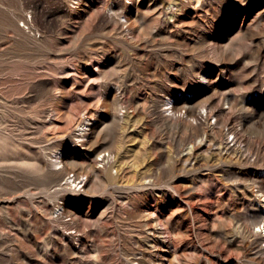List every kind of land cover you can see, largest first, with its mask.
Returning <instances> with one entry per match:
<instances>
[{"label": "rangeland", "instance_id": "1", "mask_svg": "<svg viewBox=\"0 0 264 264\" xmlns=\"http://www.w3.org/2000/svg\"><path fill=\"white\" fill-rule=\"evenodd\" d=\"M185 1L188 9L176 0H0V133L33 146L23 134L32 129L27 119L41 124L36 139L73 132L78 118L89 119L98 109L104 85L114 86L119 66L127 69L131 84L141 86L140 97L150 92L159 109L167 112L171 94L196 102L210 93L241 98L255 122L245 135L261 145L259 163L240 165L237 150L210 141L206 134L193 139L189 130H181L180 136L189 140L179 148V142L166 143L162 163L153 165L151 143L143 126L136 124L140 116L122 109L128 124L119 136L112 175L129 189L119 193L130 196L123 204L109 190H98L82 203L69 204L82 230L70 231L71 243L84 250L69 259L52 244L55 238L63 241L69 231L51 219L46 204L39 210L25 198L12 201L13 193L22 188L34 189L47 202L56 199L46 178L29 165L31 151H13L9 142L0 149L2 210L17 222L19 212L28 211L27 223L19 230L0 208V264H197L204 259L208 264H264L237 229L239 222L252 229L258 212L264 211V184L235 176L263 174L258 165L264 167V0ZM205 2L208 12L202 13L198 8ZM170 5L176 10L164 13ZM133 8L140 11L147 31L176 18L184 31L156 36L148 44L137 31L126 33L128 45L111 38L114 18L128 25ZM19 28L40 42V48L25 47ZM84 55L86 61L80 58ZM128 97L129 93L122 96L124 105ZM225 118L233 119V114ZM166 128L169 137L174 127ZM151 130L158 133L156 126ZM60 150L48 152V159ZM82 160L77 156L75 162ZM149 173L155 174L157 186H138L150 184L143 178ZM65 201L59 199L58 205ZM55 209L59 213L63 207Z\"/></svg>", "mask_w": 264, "mask_h": 264}, {"label": "bare ground", "instance_id": "2", "mask_svg": "<svg viewBox=\"0 0 264 264\" xmlns=\"http://www.w3.org/2000/svg\"><path fill=\"white\" fill-rule=\"evenodd\" d=\"M243 1L244 0H240L237 4ZM176 3L184 5L186 9L189 8V3L185 0H176L175 4ZM155 4L156 2L153 3V5ZM207 4L208 3L201 6L198 5L200 8L197 7L198 10L202 11V13H207ZM175 7L176 5H170L165 8L164 13L166 12L168 14L171 11L176 10L174 9ZM194 8L196 9V7ZM140 19V11L137 8H133L132 19H126L128 25L120 22L118 18H114L116 28L111 32L110 37L113 39H121L128 45L130 41L126 33H129V31H137L143 36L144 42L148 44L154 43L156 36H166V33H175L178 29L179 31H184L182 30L183 25L180 24L179 19L177 18L175 20L165 19L158 27L152 28L149 31L145 30L143 22ZM15 22V18L10 20V23L12 24ZM18 31L23 33L21 34V37L23 39L22 43L25 47L38 46V48H40V42H37L26 35L24 29L19 28ZM80 58L81 60L86 61L87 56H80ZM115 69L117 76L113 84L114 86L112 87V85L107 84L104 85L98 109L93 111L92 117L89 119L78 118L74 123V126L76 127L73 132L47 134L40 139H36V130L41 128V124L34 120L27 119L25 120V123L27 126H31L33 130L31 129L29 131L26 129L23 134L25 137L27 136L28 139L31 138L30 143L33 146H26L24 141L22 142L16 137V139H14L9 135L4 136L0 133V149H3V147H1L2 145L6 146L10 142L9 146L13 147V151L14 147L17 150L24 148L27 151H31L32 158L30 159V162H32L29 163V165L32 166L41 176L46 178V182L49 185L48 187L54 189L51 193V197L56 199L54 203L47 202L44 201L42 197L38 196L39 193L34 189L22 188V190H18L19 192L15 191L13 193L14 196L11 198L12 201H16V198L20 197L25 198L30 201L32 207L39 210L41 209V204H46L47 209L52 213L51 219L62 223L65 226V230L67 232L69 231L68 234L66 233L63 241L55 238L53 239L54 243H52L54 248H62L69 259L78 257L84 252L82 248H77L71 243L74 236L72 235L73 232L70 231L72 229H77L78 231L82 230L78 219L72 216L69 204L82 203L88 199V195H95V192L98 190H109L118 201L122 200L120 201L122 203L124 201L127 202L130 196L119 193L121 190L129 189L126 187L123 188V183L120 184V181L116 180L112 175V169L114 168L112 159L117 144L120 142L119 136L123 130H127L126 126L128 124L127 120L126 124L124 123L125 119L121 115L122 109L125 108L126 112L131 111L133 117L140 116L136 121V124L140 123L143 126V133H145L151 143L153 165H160L162 163L161 160L166 143L169 141L174 143L179 142V148V146H183L185 142L189 140L187 137L184 138L180 136L181 130H189L191 132L190 138L193 139L202 134H206L210 141L224 145V147L229 150H237L240 165H254L252 164V161L259 163L261 159V145L249 140L245 135L250 123L255 122L249 112L248 106L246 103H241L242 99L238 96L226 93L217 97L214 93H210L209 90L208 93H210V95L208 98L196 102V99L192 97L189 98L187 96L182 98L181 95L171 94L168 95L167 98L169 101L168 103L171 105L167 112V110L159 109L158 99L156 100L154 95L150 92L144 97L139 96L138 92H140L142 88L138 83L131 84L132 78L128 75L127 69L120 68L119 66ZM103 73L104 76H108L106 69L103 70ZM202 78L203 80H206L207 75H202ZM125 93H129V97L124 105V103H122V96ZM166 96L167 95L164 94L160 98L163 99ZM228 113L233 114V119L225 118ZM212 119H215L216 122L212 123ZM170 124L174 129L172 134L168 137L165 130ZM152 126L157 127V134L151 130ZM23 131L24 130L22 129V132ZM189 131H186L187 134H189ZM183 132H181V134ZM230 135L234 136L232 141L228 139ZM75 138H78L79 144L74 140ZM57 149H61L60 152L56 153V156L51 157L49 160L48 152H54ZM234 153L236 152L234 151ZM77 156L83 158L82 162L79 164L75 162ZM100 157L102 158L101 160H99ZM135 160L139 161L141 158L136 156ZM101 163L104 165L99 166ZM74 165L78 167V170L73 168ZM58 166H60V168H56ZM258 170L262 171L263 174L259 175L258 173H250L249 175H246L242 173L236 174L235 176L242 180H244V177H248V179H251L255 184H257V182L264 184L263 165H258ZM143 178L149 179L150 184H142L138 186H157L155 180H152V178H155V174L149 173ZM78 186L81 188H78ZM138 186L137 188H140ZM77 188L80 189L79 192ZM15 195H18V197ZM257 196V200L262 203L261 197L264 196V193L261 197L259 194H257ZM59 199L66 200L65 203L62 204L63 206L58 205ZM3 201V199H0L1 215L13 227L20 230L22 226L27 223L24 215L28 210H21L19 212L20 219L19 222H17L10 217L9 213L2 210L4 207ZM54 207H63V209L57 213V209L54 210ZM251 225L253 227L252 229L249 227V229H251L250 231L246 228L247 226L245 227L239 222L237 229L240 234L243 235V238L249 242L245 243L246 247H249L250 251H253V255L256 259L261 261L264 258V211L258 212L257 218L251 223ZM257 227H260V230H255ZM80 242L81 246L85 244L82 243L81 239ZM134 254L136 255L135 252ZM197 264H208V261L204 259Z\"/></svg>", "mask_w": 264, "mask_h": 264}, {"label": "built area", "instance_id": "3", "mask_svg": "<svg viewBox=\"0 0 264 264\" xmlns=\"http://www.w3.org/2000/svg\"><path fill=\"white\" fill-rule=\"evenodd\" d=\"M23 27H24L26 32L30 33L33 36H37V35H35L34 30L29 25H24Z\"/></svg>", "mask_w": 264, "mask_h": 264}]
</instances>
